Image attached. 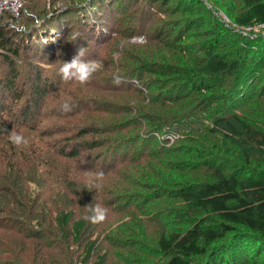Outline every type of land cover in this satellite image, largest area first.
Listing matches in <instances>:
<instances>
[{"label":"rangeland","instance_id":"374dc122","mask_svg":"<svg viewBox=\"0 0 264 264\" xmlns=\"http://www.w3.org/2000/svg\"><path fill=\"white\" fill-rule=\"evenodd\" d=\"M24 5L37 18L68 9L43 27H34L35 18L26 15L0 19L11 45L19 48L12 62L0 56L1 111L27 141L16 146L9 137L0 140V264H168L170 257L158 249L160 236L185 232L201 217L187 211L178 195L182 186L213 182L218 173L244 180L249 170L264 167L260 149L242 134L239 122L264 130V24H236L241 0H24ZM23 27L28 32L16 33ZM51 28L59 30L54 41L41 39ZM217 35L223 37L213 45L220 56L240 61L239 46L247 53L253 89L244 96L228 97L232 75L210 94L178 84L182 67L194 64L195 53L202 57ZM81 47L82 60L102 65L84 85L59 75ZM147 64L155 71L141 73ZM166 90L167 101H155ZM155 120L159 130L151 138L148 131L139 142L131 139L155 128ZM84 128L102 132L80 136ZM77 148L76 156H63ZM245 160L250 168L243 167ZM99 172L104 175L95 187ZM97 204L107 209V218L92 224L85 217ZM68 208L74 209L73 220L86 221L77 242L70 225L63 231L52 218ZM8 216L12 222L2 221ZM28 219L41 226L33 229ZM87 242L93 247L84 258ZM240 249V263L264 264V252L254 258Z\"/></svg>","mask_w":264,"mask_h":264},{"label":"trees","instance_id":"16d2710c","mask_svg":"<svg viewBox=\"0 0 264 264\" xmlns=\"http://www.w3.org/2000/svg\"><path fill=\"white\" fill-rule=\"evenodd\" d=\"M31 1L32 0H26V3H30ZM241 1L242 6L239 7V9H234L236 11V24L241 27H253L255 25L264 24V0ZM22 15H26V18L31 16L30 19L36 18L34 16L35 14L30 15L26 11L23 12ZM7 16V14H4L1 18H5ZM4 25H0V56H2L5 61L9 63L10 61L12 62L11 59L19 55V48L11 45V38H7L8 36L6 35ZM43 25L46 24L36 27H43ZM58 31V28L56 30L51 28L44 35H41V39L44 41H54V34ZM25 32H28L26 28L24 31H17L16 33L24 34ZM222 38V35H217L214 39H211V44L208 43L207 49L204 51L205 54L202 57L197 56L198 58H195L197 55L195 53L193 60L194 64L192 66L182 67L183 73L177 75V77H180L182 81V84L178 83L179 85H183L184 88H189L190 91L193 92L210 94L213 92L215 87L221 88L224 79L232 75V90L230 94L228 93V97H230V99H233L234 95L238 92L241 97L253 89V87H251L252 74L249 73L250 65L246 62L247 53L241 52L242 50L239 51V46L237 52L235 53L236 55L239 54L240 58L238 59L240 61L220 56V54L215 52V46L213 45L221 41ZM29 39H31V37ZM35 39L36 38H33V41L30 42H35ZM260 46L262 47L261 49L259 48ZM260 46L258 47L260 51L264 50V42L261 43ZM258 48H255V50L257 51ZM189 50L193 52L192 49L189 48ZM184 52L185 54L190 53L186 50ZM185 60L190 62L192 61L190 56L189 59ZM256 61H258V59H256ZM259 62L260 61L255 64L256 67L259 66ZM142 66L141 73L155 71V69L152 68L153 66L149 64ZM149 66L150 68H148ZM136 72L137 71H134L133 75ZM243 72H246L245 77H243L241 83L238 84L236 80L240 78V74ZM171 89L172 90L170 91H173V93L180 91L174 88ZM39 95L42 97V92L39 91ZM168 95L169 90H166L163 94L162 92L157 94L154 99L157 102L160 100L164 103L167 101L165 98ZM161 97L164 99H161ZM178 98L179 96L174 97V99ZM36 114L38 117L40 116L39 113ZM140 118L141 117H138V119ZM225 118L226 117L224 116L221 120H225ZM157 121L158 120H155V122L151 123L155 124V128L146 130L144 131L145 133L139 131V133L131 139H136V141L139 142L144 139L143 134H147L148 131L149 133L147 134V138H151L152 136L149 135L153 133L156 134L159 130L158 127L160 124ZM239 122L243 130L242 134L246 136L248 141H252L254 145L260 149L262 159L264 161V130L253 127L245 120H239ZM141 123L143 122L139 123L142 127ZM144 123H149V121ZM119 128H125V126H121ZM12 130L14 129L12 128L9 120L4 118L0 106V140L2 138L9 137V132ZM98 130V128H92V130L90 128H84L79 132V134L80 136H84L89 132H102ZM97 145L95 144L96 147ZM78 151L79 149L77 148L73 152H66L63 156H76ZM248 162L249 161L245 160L242 163L243 167L250 168L251 164ZM249 171V178L247 176L244 180H241L235 174L227 176L225 174L218 173L213 182H207L203 185L185 184L182 186L178 195H180L181 199L185 203L187 211L190 213H201V217L196 218L192 227L187 229L185 232L172 231L168 234H162L160 236L158 240V249L161 253L170 257L168 264H247V260H243V263L238 261V250H241L240 248L242 247L249 253H252L251 256L254 258L263 254L264 167L261 169H251ZM73 217V208H68L67 210H56L52 213L53 220L58 224V227L63 229V231L70 225L69 228L74 239L73 241L77 242L82 239L81 237L86 226V221L84 219L73 220ZM7 218V220L5 218L2 221H13L12 218H9V216ZM31 222H33V220L28 219L25 224L29 223L33 229H36V227L38 229L41 226L39 221H36V227L35 225H32ZM60 228L59 230L61 231ZM228 238V242L224 241ZM222 242L224 243L220 244ZM92 247L93 242H87L84 248V258L90 256ZM226 254L227 257H225ZM99 263L100 262H96L94 264Z\"/></svg>","mask_w":264,"mask_h":264},{"label":"clouds","instance_id":"9594fccd","mask_svg":"<svg viewBox=\"0 0 264 264\" xmlns=\"http://www.w3.org/2000/svg\"><path fill=\"white\" fill-rule=\"evenodd\" d=\"M79 33L72 37L73 40H77ZM84 54V48H79L77 54L70 60L63 62V65L59 68V75L65 81H74L79 83L80 85L87 84L92 76L100 70L102 65L100 62L96 60H82L81 57ZM115 83H118V79L114 80ZM65 111H70V106L64 105ZM9 140L16 146H20L22 144H26L27 141L25 138L17 133L15 130L9 132ZM103 172L96 173V181L95 187H99V181L103 178ZM91 190V186L88 188ZM89 215L85 217L92 224H99L106 220L107 218V209L103 208L100 205H95L89 208Z\"/></svg>","mask_w":264,"mask_h":264},{"label":"built area","instance_id":"2783aa9c","mask_svg":"<svg viewBox=\"0 0 264 264\" xmlns=\"http://www.w3.org/2000/svg\"><path fill=\"white\" fill-rule=\"evenodd\" d=\"M25 11L23 0H0V18L4 14H7L11 18H19ZM9 24L14 26L12 23ZM23 29L25 28L23 27Z\"/></svg>","mask_w":264,"mask_h":264},{"label":"water","instance_id":"95a60500","mask_svg":"<svg viewBox=\"0 0 264 264\" xmlns=\"http://www.w3.org/2000/svg\"><path fill=\"white\" fill-rule=\"evenodd\" d=\"M68 8H64V9H61V10H57L56 12H54V13H50L49 15H47L45 18L43 17V18H35V22H36V25L34 26V27H36V26H39V25H42V24H44V23H46V22H48V20H51L53 17H55V16H58V15H60V14H62L64 11H66ZM8 27H9V25H8ZM18 29V28H17ZM25 29H23V31H24Z\"/></svg>","mask_w":264,"mask_h":264}]
</instances>
